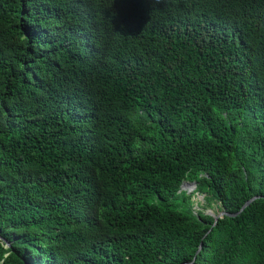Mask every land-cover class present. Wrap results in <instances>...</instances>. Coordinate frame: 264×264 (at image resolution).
Here are the masks:
<instances>
[{
  "label": "trees",
  "instance_id": "obj_1",
  "mask_svg": "<svg viewBox=\"0 0 264 264\" xmlns=\"http://www.w3.org/2000/svg\"><path fill=\"white\" fill-rule=\"evenodd\" d=\"M0 264H264V0H0Z\"/></svg>",
  "mask_w": 264,
  "mask_h": 264
},
{
  "label": "water",
  "instance_id": "obj_2",
  "mask_svg": "<svg viewBox=\"0 0 264 264\" xmlns=\"http://www.w3.org/2000/svg\"><path fill=\"white\" fill-rule=\"evenodd\" d=\"M192 185L193 188L196 186V182L194 181H183V183L181 184L180 186V189H187L190 191V189L187 188V186H190ZM202 195V198L204 196V194H201ZM260 197V195H254L252 197H250L249 199H247L243 204L242 206L240 207V209L237 211V212H234V213H231V212H228L226 211L225 209H221V210H218L216 213L212 212L211 210L209 211L210 214L213 216L214 218V222H213V225L217 222L218 218L223 216V215H228V216H234L236 215L237 213L241 212L246 206H248L254 199ZM211 229V228H210ZM210 231V230H209ZM199 250V249H198ZM197 250V251H198Z\"/></svg>",
  "mask_w": 264,
  "mask_h": 264
},
{
  "label": "rangeland",
  "instance_id": "obj_3",
  "mask_svg": "<svg viewBox=\"0 0 264 264\" xmlns=\"http://www.w3.org/2000/svg\"><path fill=\"white\" fill-rule=\"evenodd\" d=\"M187 188L190 189V191L187 190V189H184V190H186L187 193H191V192L194 190V188H193L192 185L187 186ZM191 199L194 201V207L196 206V203H197L198 201L200 202V204H203V202H204V201L202 200V195H201V194H198V193H194V194L191 196ZM204 205H208V207L211 208V209L205 211V212L208 213V214H210V212H209L210 210H211L212 212H214V213L217 211L216 208H215V204H214L213 200H211L210 198H208L207 203L204 204Z\"/></svg>",
  "mask_w": 264,
  "mask_h": 264
}]
</instances>
